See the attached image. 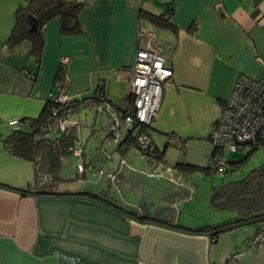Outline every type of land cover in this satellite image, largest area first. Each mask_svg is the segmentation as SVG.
Wrapping results in <instances>:
<instances>
[{
    "label": "crops",
    "instance_id": "0c3cea01",
    "mask_svg": "<svg viewBox=\"0 0 264 264\" xmlns=\"http://www.w3.org/2000/svg\"><path fill=\"white\" fill-rule=\"evenodd\" d=\"M28 1L0 0V121L5 124L38 117L64 85L57 80L61 70L63 80L66 75L70 79L69 95H93L100 89L110 103L127 106L130 70L144 42L140 32L163 42L160 52L173 70L163 84V100L152 123L151 136L159 148L153 133L160 131L157 127L165 118H190L193 126L187 133L203 138L221 117L240 74L264 79V0H69L83 3L78 15L82 31L63 33L60 16L51 18L42 27L45 43L40 56L33 54L30 40L7 43L15 12ZM143 12L163 14L168 25H157ZM63 58L68 60L65 67ZM107 129L108 125L101 135ZM5 135L0 134V182L17 189L0 186V264H73L64 256L79 258L80 264H264V243L229 259L260 223L239 225L217 237L209 231L188 230L237 217L236 211L213 210L210 197L201 208L196 205L198 197L191 194L172 198L170 212L163 210L156 218L138 203L141 195L130 190L134 176L130 171L138 169L125 158L128 149L116 148L114 154L101 146L96 153H86L79 134L76 145L81 153L72 156L87 171L98 173L94 184L64 189L61 182L53 189L61 195L25 194L21 190L35 182V165L11 154L3 143ZM253 148L247 145L231 152L233 158L225 154L228 169L233 168L231 161L242 160ZM254 154L263 155L264 144L249 159ZM122 159L127 163L121 164ZM167 161L165 154L154 170ZM245 163L229 179L244 178L264 165V158L250 170ZM171 164L173 174L178 171L181 179L179 162ZM102 171H107L105 179ZM108 173L117 174L115 180ZM228 176L223 175V180ZM106 182L117 188L116 193L112 188L108 191ZM82 193L98 194L104 200ZM115 205L134 209L146 219Z\"/></svg>",
    "mask_w": 264,
    "mask_h": 264
},
{
    "label": "trees",
    "instance_id": "16d2710c",
    "mask_svg": "<svg viewBox=\"0 0 264 264\" xmlns=\"http://www.w3.org/2000/svg\"><path fill=\"white\" fill-rule=\"evenodd\" d=\"M82 7L83 3L69 0H29L27 4L20 5L17 8L15 12V24L7 39V43L16 45L23 40H30L33 46V54L40 56L45 43L42 32L43 25L51 18L60 16L63 33L70 34L80 32L82 29L78 15ZM143 14L157 25H168L167 18H165L163 14H154L150 12H143ZM31 15L38 19V25L34 30L29 23V17ZM63 75L64 73L61 70L57 75V80L63 79ZM101 93H103V96H101ZM102 97L110 102L105 93L98 89L93 95H82L81 98L73 99L62 112L71 111L73 114L80 111L83 107H91L94 103L97 104L102 102ZM127 101L128 103L131 101L130 94L127 95ZM54 107V104L49 100L43 112L38 117L20 118V126L12 129L11 133L5 135L3 138L4 146L11 154L29 160L35 165V182L33 185L21 190L25 194L61 195L59 192H54L53 189L63 182L61 176L63 160L73 155L71 148L76 145L78 133L73 129H70L68 132H51L50 127L54 121L52 118ZM116 107L121 109L124 108L120 106ZM152 129H154L152 124L150 126L144 125L141 128L142 132L150 136ZM176 141H180L183 147L186 145L185 139L181 137ZM174 142L169 144H174ZM169 144L166 143L164 148L161 149L157 147L155 142L153 147L140 150L161 162L164 161L166 148ZM130 146H135L139 149L133 136L128 134L122 145L117 146V149L127 150ZM259 147H254L242 160L231 161L230 165H232L233 168L227 170V174H229L228 179H224L220 185L212 189L210 196L211 208L216 211H236L237 217L220 224H207L197 228H188V230L195 232L209 231L212 237H217L222 231L239 225L264 222V165L251 170L247 176L240 180L229 179L234 171H238L239 167L243 165ZM213 154L214 149L211 156ZM176 167L182 169V167L185 168L186 166L179 163L176 164ZM191 167L199 168L206 174L215 172L211 170L209 164L207 166L192 165ZM0 186L17 189L3 182H0ZM79 195L104 200L103 196L94 193H82ZM116 207L128 214L134 215L140 220L146 219L144 215H140L134 209L122 205H117ZM176 226L184 228L179 224Z\"/></svg>",
    "mask_w": 264,
    "mask_h": 264
},
{
    "label": "built area",
    "instance_id": "2783aa9c",
    "mask_svg": "<svg viewBox=\"0 0 264 264\" xmlns=\"http://www.w3.org/2000/svg\"><path fill=\"white\" fill-rule=\"evenodd\" d=\"M140 37L144 39L139 47L136 60L130 70L129 83L131 101L124 108H118L109 103L104 107L106 100L102 97V102L94 103L92 106L96 111L107 110L110 114V124L106 131L105 139L116 146L122 145L126 135L131 134L136 145L141 150L153 147V138L142 132V126H150L163 100V84L171 78L173 70L166 65V59L160 52L163 42L158 40L153 34L140 32ZM68 62L67 58L62 59V64ZM63 86L58 94L51 95L50 101L54 104L51 124V132H68L70 129L80 132V123L72 121L71 111L62 112L69 102L82 95L70 96L68 90V76H65ZM103 96V93H101ZM104 99V100H103ZM10 126L18 128L19 119L8 121ZM179 140L173 135H168L166 143ZM211 141L214 147V154L209 158L211 170L223 175L227 174L228 162L225 158L226 150L238 152L247 145L259 147L264 144V79H256L245 74H240L234 84L230 97L226 100L221 117L216 120ZM73 154L81 153V147L75 145L71 148ZM160 161L153 159L151 167L154 169ZM122 159L121 164H126ZM158 171H153L152 175L166 177L173 172V167L168 163H162ZM84 171L82 164L79 165ZM102 174L104 172L102 171ZM117 174L108 173L111 180H115ZM174 178V175H173ZM264 243V222L260 223L256 232L243 242V248L235 250L230 254L229 259H238L247 251H254ZM73 264H80V259L72 256H64ZM106 264V263H98Z\"/></svg>",
    "mask_w": 264,
    "mask_h": 264
},
{
    "label": "rangeland",
    "instance_id": "374dc122",
    "mask_svg": "<svg viewBox=\"0 0 264 264\" xmlns=\"http://www.w3.org/2000/svg\"><path fill=\"white\" fill-rule=\"evenodd\" d=\"M33 60L36 59L33 58ZM62 81L64 82L63 79ZM68 83H70V79H68ZM58 88L56 89L57 93ZM72 95L71 92L70 96ZM104 104H106V106H104L106 108L107 105H109L107 101L104 102ZM70 119L80 123V132L78 133L80 137L79 143H81L82 149L86 148V153H89L90 150H93V152L96 153L97 148H101V146L106 148L110 153L113 152L115 154L118 152L116 149L117 146L114 143H109L108 139H105V136L101 135L104 133L106 125L110 124L111 118L109 111L100 110L96 113L93 107H83L80 111L70 115ZM189 126H193L190 118L182 120L165 118L162 126L157 127L160 131H154L153 133L155 134L154 137L156 141H158L159 146H161V149L164 148L169 134L173 135L175 138L181 137L185 139L186 145L184 147L180 146V143L169 144L165 153L170 160L169 162L167 161L169 165L172 166L171 163L178 161L180 164L186 166L181 169V174L183 175L181 179L178 178L181 176L178 175V171L177 173L173 174L172 172L168 176L160 178L152 175L154 169L151 167V163L154 158L150 157L147 153L141 151L135 146H130L125 152V158L131 166L138 169L137 171H130V173L132 172L134 175L131 178L132 189L130 190L132 192L136 191L137 197L139 194L141 195L138 198V203H140L142 207H146L147 210L151 211L156 218L161 217V213L159 212L163 210L165 212H170L169 206L172 198L180 199L182 195L189 196L191 194L192 196H197L196 205L205 208V206L209 204L208 198L212 193V189L223 182V174L219 172L206 174L199 168L191 167L192 165L207 166L209 164L208 161L211 149L213 148V143L208 140L207 137L210 131L213 130V127L205 137L198 138L197 136L194 137V134L187 133L190 129ZM14 128V126H10L8 123L5 124L0 121V134H10ZM225 154L228 158L235 157V153H231L227 150ZM205 155L207 156L205 157ZM99 157L103 156L100 154ZM263 158L264 154H254L245 163L246 168L250 170L255 167V165H258L259 161ZM76 159V157L69 156L62 164L63 175L61 174V176L63 178L62 188L64 189L85 188L87 185L91 186L94 184L93 182L96 178L99 177L97 172L87 171V169L81 171L79 162H76ZM104 172L105 174L103 178L105 179V177H107V171ZM94 175L97 177L95 178ZM69 176L71 177L68 178ZM104 179L102 184H104ZM105 186L108 188V191L112 188V191L116 193L117 188H113L109 182H106ZM57 187L59 188L61 186L58 185ZM122 189H125V187H122ZM200 210H198V212Z\"/></svg>",
    "mask_w": 264,
    "mask_h": 264
},
{
    "label": "water",
    "instance_id": "95a60500",
    "mask_svg": "<svg viewBox=\"0 0 264 264\" xmlns=\"http://www.w3.org/2000/svg\"><path fill=\"white\" fill-rule=\"evenodd\" d=\"M29 23L31 25V28L34 30L38 25V19L35 16L31 15L29 17Z\"/></svg>",
    "mask_w": 264,
    "mask_h": 264
}]
</instances>
